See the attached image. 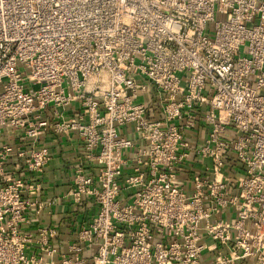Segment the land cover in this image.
Listing matches in <instances>:
<instances>
[{"label": "built area", "instance_id": "2783aa9c", "mask_svg": "<svg viewBox=\"0 0 264 264\" xmlns=\"http://www.w3.org/2000/svg\"><path fill=\"white\" fill-rule=\"evenodd\" d=\"M263 89L264 0H0V136L28 142L0 144V264H264ZM40 132L94 165L64 195L87 216L65 252L30 230Z\"/></svg>", "mask_w": 264, "mask_h": 264}, {"label": "crops", "instance_id": "0c3cea01", "mask_svg": "<svg viewBox=\"0 0 264 264\" xmlns=\"http://www.w3.org/2000/svg\"><path fill=\"white\" fill-rule=\"evenodd\" d=\"M264 97V89L261 92ZM51 108L47 110V118L51 119ZM82 110L78 103L70 106L63 115L65 117H76L81 114ZM204 123L200 119L195 129L187 137L190 143H198L201 137L204 136ZM132 128L126 127L121 130V134L124 137L130 138L132 135ZM27 141L24 139L22 132H11L9 129H5L0 136L1 145H25L27 147ZM36 144L40 148H45L50 155V162L44 168L43 172L38 175H32L30 178L38 182L41 185L42 191L38 195L40 201L49 202L51 206L46 208L42 215L35 219L30 230L41 228H57L58 236L54 241L55 247L60 252H65L66 246L75 240L76 234L79 228L87 221V216L82 213L79 207L72 206L71 203L64 199V195L69 191L72 181L73 173L76 167L83 162L84 146L82 141L76 134L72 133L69 136L56 135L53 132L43 133L40 132ZM134 153V149L125 152L126 157H131ZM200 164L209 165L207 160L200 161ZM21 163L16 159H11L5 166L6 172L15 171L16 167ZM90 174H93L92 168L94 165L87 166ZM195 166H198L196 164ZM20 174L26 175V172L20 166ZM200 170L196 171L199 172ZM201 173V172H200ZM26 178H28L26 176ZM179 182L188 192L192 191V184L189 176L185 173H180ZM29 217L33 218V213L29 212ZM207 261L204 262V264ZM239 264H252L251 261H242Z\"/></svg>", "mask_w": 264, "mask_h": 264}, {"label": "rangeland", "instance_id": "374dc122", "mask_svg": "<svg viewBox=\"0 0 264 264\" xmlns=\"http://www.w3.org/2000/svg\"><path fill=\"white\" fill-rule=\"evenodd\" d=\"M208 29L210 30V35H212V27H211V25H208Z\"/></svg>", "mask_w": 264, "mask_h": 264}]
</instances>
